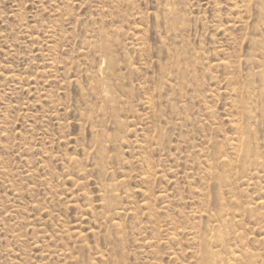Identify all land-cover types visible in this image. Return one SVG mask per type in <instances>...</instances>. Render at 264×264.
Instances as JSON below:
<instances>
[{"label":"rangeland","instance_id":"obj_1","mask_svg":"<svg viewBox=\"0 0 264 264\" xmlns=\"http://www.w3.org/2000/svg\"><path fill=\"white\" fill-rule=\"evenodd\" d=\"M236 1L0 0V264H195L218 196L264 252V105L252 186L236 162L218 193L206 173L214 146L231 153L238 102L264 93L247 75L264 70V0ZM122 179L115 216L102 201Z\"/></svg>","mask_w":264,"mask_h":264},{"label":"bare ground","instance_id":"obj_2","mask_svg":"<svg viewBox=\"0 0 264 264\" xmlns=\"http://www.w3.org/2000/svg\"><path fill=\"white\" fill-rule=\"evenodd\" d=\"M260 1H263V0H260ZM252 2H253V0H252ZM261 4H262V2L260 3V5ZM257 5H259V3ZM257 8H259V7L257 6ZM100 34H98V35H100ZM102 43H103L102 48H104V51H105L102 54V57L105 59V61H107V62L110 63L111 60H112L111 57H113V56L110 55L107 41L105 40ZM109 46H111V45H109ZM257 50H258V48H257ZM114 61H115V59H114ZM246 62L247 61H245V63ZM213 67H215L216 69L217 68H221V67L224 68V65L220 62L219 64H217V65H215ZM108 68H109V65H108ZM262 69L261 70L258 69L256 71H255V69L254 70H251L252 72H249V74H247L248 75V79H254V78L256 79V78H258L260 80V82L263 81L264 80V70H262ZM103 71L104 70L101 71V75L99 74L101 76L100 77L101 81H99L97 79L99 81V83L100 82L102 83L101 89H99L100 90V96H101V99L103 100V102H105V103H107V102H110L111 103L112 102L113 103L115 97H112V96L115 95V94L111 95L110 92L108 91L107 84H109V83H106V76H105V72H103ZM99 73H100V71H99ZM177 73H178V71H177ZM179 75H180V79L184 78L182 76V72L181 71H179ZM109 77H112V75H110ZM176 77H177V79L179 78L178 76H176ZM109 87H111V86H109ZM241 88H242L241 89L242 90V93H248V92L251 93L252 92V90H250L251 91L250 92L248 89H246L247 91H245V89L242 87V84H241ZM247 88H248V86H247ZM251 89H253V88H251ZM231 92H233V91H231ZM263 96H264V93L259 88L257 90L256 94H252V95L250 94V98L246 99L243 103H241L240 101L238 102V103L241 104L240 107L237 105L238 108H241V114H240L241 115V119H239L240 122L237 121L235 124H232V126L235 129V131L238 133L237 134L238 137L234 140V142L233 141H230V140L227 141V148H228L229 151H231V153L224 154L223 151H222V149L220 147L214 146V148H213V151H214L213 154L210 156L209 159L206 160V162L209 165V170L206 173H207V176H208V178L210 180L216 182V187L218 189L217 193L219 192L220 189H224V188H221L220 186L222 184L224 186V182H225L224 175H223L224 172H223V174H220L218 171H224V169H228V170L231 169L232 166L235 164V162H236L235 165H236V167L238 169L236 178L245 181L244 184L247 187H249L251 185V183L254 182V177H256V176L259 177L258 175H261L260 174L261 173L260 170H261L263 164L259 160H261L260 157L263 154H261V152L259 150L258 152H260V154H261L260 157H259V155H258V153L256 151V148H255L254 142H253L251 126H252V120L255 123L256 116H254L255 114H254L253 110H251V107H254V109L255 108L257 109V104L258 105L259 104L260 105L262 104L261 106H263L264 105V103H262V100L264 99ZM120 100H121V98H120ZM125 102L122 103V104H125ZM126 103H128V102H126ZM109 106H110V104H109ZM117 106H119V105H117ZM238 108H237V110H238ZM125 109H126V106H125ZM259 111H260V109H259ZM255 113H256V110H255ZM210 117H211V115H210ZM209 118L207 117V119H209ZM262 119H263V117H262ZM250 122H251V126H250ZM117 128L119 129V127H117ZM208 142H210V141H208ZM257 145H258L257 147L259 148L260 147V144L258 143ZM261 149H262V147H261ZM199 152H201V151H199ZM232 152H234V153H232ZM99 156H100V153H99ZM233 156L235 158H233ZM103 161H105V160H103ZM225 172H227V170H225ZM261 177L264 178V171L262 172ZM228 179H229V177H228ZM228 179H226V180H228ZM228 181H230V180H228ZM123 182H125L124 179L118 181V184H117V181H116V184L117 185L113 186L112 189H110V188L109 189H106L105 196H104L103 201H102V207L104 209H106V210L111 211V214L113 212V214L115 216H118L122 212H125V211H123L122 208H120V206H118L119 208L117 207V204L119 203V201H117L118 203L116 202V200L118 199V195L115 193V191L117 189L116 190L113 189V188L118 187L119 185H122ZM110 186H112V185H110ZM255 187L256 186H254V188ZM117 193H118V191H117ZM216 199H217V202H218V209H217V211L215 213H213V214H206L205 215V217H207V219H208V225L206 226V228L204 230H201L200 229V232L198 233V235H194V234L191 233V230L193 229L194 224H192L191 227H190V233L194 237L190 238L189 241H190L191 244L195 245L196 246V249H197L196 252H195V257H194L195 260H196L195 261V264H264V252H259L258 254H254V253L248 252L247 250L243 249L244 247L241 244V240H242L241 235L239 233L235 232V231H230V225H229V223L234 222L235 219L236 220L239 219L238 218L239 216L236 217L238 215L237 212L235 213L234 212L235 210L226 209V208H228V204H226L227 206L225 208V204L223 205V203L220 201L221 198L219 199V196ZM228 200H229V202H232L231 199H228ZM229 202H227V203H229ZM238 203H239V201H238ZM257 204H261V201L258 202ZM248 205H250V204H248ZM236 209H238V208L236 207ZM239 210H241V209H239ZM239 210H237V211H239ZM244 214L242 216H244ZM242 216H240V217H242ZM240 220H242V219L240 218ZM232 224H234V223H232ZM114 226H116V224ZM234 226H235V224H234ZM257 226L259 227L258 224H257ZM165 233H167V235H168V231L167 230L165 231ZM180 234H184V231H182L180 233H169V235H170V241L173 242L175 240V238L178 235H180ZM188 235H190V234H188ZM76 236H77V234H76ZM79 237H81V236H79ZM77 240H79V239L77 238ZM261 241H264V238L261 239ZM79 242H80V240H79ZM102 258L103 257L100 256L101 261H102Z\"/></svg>","mask_w":264,"mask_h":264}]
</instances>
